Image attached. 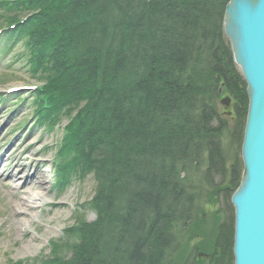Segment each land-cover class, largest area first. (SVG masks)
<instances>
[{
    "label": "trees",
    "instance_id": "1",
    "mask_svg": "<svg viewBox=\"0 0 264 264\" xmlns=\"http://www.w3.org/2000/svg\"><path fill=\"white\" fill-rule=\"evenodd\" d=\"M229 1L0 0V56L23 46L43 81L29 96L37 128L68 121L56 187L96 180L84 205L96 219L79 214L64 231L72 255L54 243L40 264H235L249 96L225 33ZM204 201L222 206L211 233Z\"/></svg>",
    "mask_w": 264,
    "mask_h": 264
},
{
    "label": "rangeland",
    "instance_id": "2",
    "mask_svg": "<svg viewBox=\"0 0 264 264\" xmlns=\"http://www.w3.org/2000/svg\"><path fill=\"white\" fill-rule=\"evenodd\" d=\"M23 51L24 47L20 46L7 57L0 56V93L10 94L15 90L20 100H26L32 89L43 82L27 72L21 58ZM19 98L12 96L9 102L0 103V264H40L51 255L54 243L61 250L60 256L69 258L73 251L65 246L69 237H65L64 231L81 216L89 221L96 219L95 210L84 206L94 196L96 180L90 174L82 181H74L65 192L56 190L54 144L68 121L65 119L52 132L37 128L32 99L29 97L22 104L18 103ZM221 106L231 116L233 103L228 108ZM228 143L225 141V145ZM19 154L24 155V160ZM20 160L21 167L14 164ZM26 178L29 182L24 184ZM38 178L48 183L39 187ZM30 195L39 197L27 201ZM202 207L205 228L211 233L217 220L215 212L222 206L204 201ZM222 218L220 213L218 222ZM200 241L201 238H195L190 246ZM202 257L207 259L208 255L200 254Z\"/></svg>",
    "mask_w": 264,
    "mask_h": 264
},
{
    "label": "water",
    "instance_id": "3",
    "mask_svg": "<svg viewBox=\"0 0 264 264\" xmlns=\"http://www.w3.org/2000/svg\"><path fill=\"white\" fill-rule=\"evenodd\" d=\"M224 28L249 96L243 176L232 196L235 264H264V0H230ZM220 103L233 102L225 96Z\"/></svg>",
    "mask_w": 264,
    "mask_h": 264
},
{
    "label": "bare ground",
    "instance_id": "4",
    "mask_svg": "<svg viewBox=\"0 0 264 264\" xmlns=\"http://www.w3.org/2000/svg\"><path fill=\"white\" fill-rule=\"evenodd\" d=\"M244 131H245V130H244ZM243 139H244V138H243ZM242 144H243V143H242ZM22 154H23V153H22ZM22 154H19V157H20L21 160H24V155H22ZM21 160L15 162L14 164H17V165H19V167H21V166H20V165H21V164H20V163H21ZM41 166H43V164H39V167H41ZM33 176H34V175H33ZM32 178H34V177H32ZM28 180H29V179H28ZM28 180H27V178H26V180L24 181V184H25V183H28V182H29ZM47 183H48V182L46 181V179H44V178H43V179H42V178H38V183H37V184H38L39 187H41V186H43V185H46ZM38 197H39L38 195H32V196L30 195V196L27 198V201H30V199H34V200H35V199H38ZM22 204H23V203H22ZM24 205H25V203H24ZM24 205H22V206H24ZM22 206H21V207H22ZM28 206H29V205H28ZM21 207H20V208H21ZM20 208L17 209V210H21ZM23 208H24V207H23ZM24 210H26V209H24Z\"/></svg>",
    "mask_w": 264,
    "mask_h": 264
}]
</instances>
